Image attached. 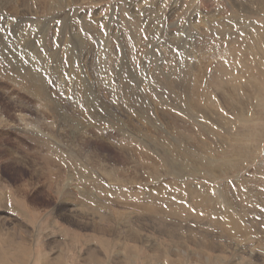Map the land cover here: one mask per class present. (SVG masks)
I'll use <instances>...</instances> for the list:
<instances>
[{
    "label": "rangeland",
    "instance_id": "374dc122",
    "mask_svg": "<svg viewBox=\"0 0 264 264\" xmlns=\"http://www.w3.org/2000/svg\"><path fill=\"white\" fill-rule=\"evenodd\" d=\"M0 58V258L264 264V0H0Z\"/></svg>",
    "mask_w": 264,
    "mask_h": 264
},
{
    "label": "bare ground",
    "instance_id": "6f19581e",
    "mask_svg": "<svg viewBox=\"0 0 264 264\" xmlns=\"http://www.w3.org/2000/svg\"><path fill=\"white\" fill-rule=\"evenodd\" d=\"M8 24V23H7ZM23 40V39H22ZM21 44V43H20ZM217 47V46H216ZM49 53V52H48ZM213 55V54H212ZM1 59V58H0ZM75 59V58H74ZM74 61V60H73ZM51 68V67H50ZM59 68V67H58ZM58 68L57 67H55L54 68V73H52L53 74V78L52 79H56L55 78V75H57V73L59 72L58 71ZM250 72V71H249ZM36 74V73H35ZM37 75V74H36ZM30 76V75H29ZM88 76V75H87ZM107 80V79H106ZM57 81V80H56ZM77 83V82H76ZM85 83V82H84ZM38 85V84H37ZM25 86H27V85H25ZM36 86V85H35ZM44 86V85H43ZM28 87V86H27ZM41 88V87H40ZM44 88H45V86H44ZM29 89V88H28ZM43 90V89H42ZM39 92V91H38ZM87 92V91H86ZM85 92V93H86ZM118 95V94H117ZM124 96V95H123ZM54 102V101H53ZM51 105V104H50ZM22 118V117H21ZM23 121V120H22ZM174 121V120H173ZM25 122V121H24ZM160 123V122H159ZM8 124V123H7ZM7 124H5L6 126H7ZM6 129V128H5ZM83 129V128H82ZM158 130V129H157ZM50 133V132H49ZM52 134H53V132H51ZM61 136V135H60ZM103 137V136H102ZM56 138V137H55ZM86 138V137H85ZM100 139V138H99ZM86 140V139H85ZM131 140V139H130ZM51 141H53V140H51ZM51 141H49V142H51ZM82 142V141H81ZM37 143H38V141H37ZM53 143V142H52ZM47 144V143H46ZM46 144H45V146H46ZM43 145H44V143H43ZM45 146H43V148L45 147ZM87 146V145H86ZM53 147V148H52ZM51 147V149L48 147V146H46L45 148H49V152H51V153H49V154H51L52 155V157L51 158H55V157H53V156H55V154L56 155H58V156H60V151H59V148L57 149L55 146H52ZM91 152V151H90ZM46 154V153H45ZM62 154V153H61ZM48 156V155H47ZM15 157V156H14ZM57 157V156H56ZM58 158V157H57ZM56 160V159H55ZM53 161V162H51V163H56L57 161ZM51 161H52V159H51ZM99 161V160H98ZM48 163H50L49 161H48ZM34 170V169H33ZM107 171V170H106ZM52 172H53V170H52ZM99 174V173H98ZM49 175H50V173H49ZM107 176V175H106ZM59 179V178H58ZM58 179H57V181H58ZM50 182V181H49ZM68 189V188H67ZM51 190V189H50ZM11 200V199H10ZM93 200V199H92ZM97 200V199H96ZM88 202V201H87ZM98 202V201H97ZM89 203V202H88ZM79 205L80 206H82V207H84V208H89V204H87L86 202H80L79 203ZM15 206V205H14ZM101 206V205H100ZM63 208V207H62ZM66 209V208H65ZM100 209V208H99ZM86 210V209H85ZM96 210V209H95ZM72 211V210H71ZM76 214V213H75ZM61 215V214H60ZM77 216V215H76ZM104 219H107L108 218V215H106V214H103V216H102ZM76 221V220H75ZM56 222V221H55ZM127 224V223H126ZM25 227V226H24ZM110 227V224H108V228ZM132 232V231H131ZM52 234V233H51ZM24 235V234H23ZM122 235V234H121ZM136 235V234H135ZM47 236H49V234L47 235ZM113 236V235H112ZM95 237V236H94ZM117 237V236H116ZM128 238V237H127ZM142 239H144V238H142ZM16 240V239H15ZM145 240V239H144ZM53 242H54V240H53ZM126 242V241H125ZM15 245H17V247H18V249H16V257H13V258H11V257H8V258H0L1 259V261H0V264H13V263H15V264H28V262L26 261L27 259H28V249H27V245H26V242H25V240L24 239H22L19 243L17 242ZM181 246V245H180ZM123 248V247H122ZM121 249V248H120ZM68 250V249H67ZM127 250V249H126ZM125 250V251H126ZM30 251V250H29ZM87 251V250H86ZM96 251V252H95ZM101 250H99V249H95V250H93L92 248L90 249V252H89V254H87V255H89V257L90 258H86V257H84L83 259V261H84V263H87V264H106V262H103V260H101V258H100V255H102L101 253ZM104 254V253H103ZM15 255V254H14ZM60 255V254H59ZM32 256V255H31ZM39 256V255H38ZM95 256H97V257H95ZM45 257H47V256H45ZM62 257V256H61ZM60 256L57 258V259H55V260H53L52 259V257H51V259H49L47 262H46V264H61V262H62V260L60 259L61 258ZM68 257V256H67ZM95 257V258H94ZM20 259V261H17L16 259ZM35 258V257H34ZM108 258V257H107ZM3 259V260H2ZM21 259H22V261H21ZM92 259H94V261L92 260ZM60 260H61V262H60ZM82 260V259H81ZM137 260V259H136ZM87 261V262H86ZM71 262H72V260H71ZM208 262V261H207Z\"/></svg>",
    "mask_w": 264,
    "mask_h": 264
}]
</instances>
